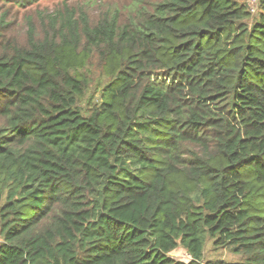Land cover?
Masks as SVG:
<instances>
[{"label": "trees", "instance_id": "1", "mask_svg": "<svg viewBox=\"0 0 264 264\" xmlns=\"http://www.w3.org/2000/svg\"><path fill=\"white\" fill-rule=\"evenodd\" d=\"M259 3L131 0L94 26L64 11L25 45L2 22L0 264H206L208 239L243 256L218 264H264Z\"/></svg>", "mask_w": 264, "mask_h": 264}, {"label": "rangeland", "instance_id": "2", "mask_svg": "<svg viewBox=\"0 0 264 264\" xmlns=\"http://www.w3.org/2000/svg\"><path fill=\"white\" fill-rule=\"evenodd\" d=\"M241 2L247 5L253 17L258 16L259 0H241ZM130 4L131 0H41L37 4L23 7L21 4H12L11 2L0 0V25L2 22L7 25L3 31L5 41H11L12 45L15 43L25 45L29 33L28 22L33 23L36 35L41 40L45 30L50 26L45 21L49 15L69 11L70 14L74 15V20L80 22V18L84 15L89 20L90 25L94 26L106 18L109 13L114 12L113 16L118 14L119 22L123 24L127 20V14L129 13L127 8L128 6L130 8ZM4 46H2L0 53H5L3 51ZM83 47L84 43L81 48ZM9 49L11 51V46ZM80 71L90 78L89 95L96 93L99 89L101 90L105 84V78L102 76V64L97 53L92 54L87 66ZM100 92L96 94V99L99 98ZM171 256L181 260H190L189 254L182 247L171 253ZM242 259V255H238L228 249L216 248L214 242L208 239L205 248L206 264L237 262Z\"/></svg>", "mask_w": 264, "mask_h": 264}]
</instances>
